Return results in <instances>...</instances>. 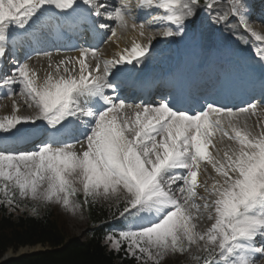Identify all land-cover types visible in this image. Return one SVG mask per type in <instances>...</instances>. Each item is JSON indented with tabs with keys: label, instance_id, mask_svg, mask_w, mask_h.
I'll return each instance as SVG.
<instances>
[{
	"label": "snow or ice",
	"instance_id": "snow-or-ice-1",
	"mask_svg": "<svg viewBox=\"0 0 264 264\" xmlns=\"http://www.w3.org/2000/svg\"><path fill=\"white\" fill-rule=\"evenodd\" d=\"M219 2L142 0L139 10L146 11L148 19L140 27L161 25L147 45L136 43L109 61H102L95 48L80 47L78 69V58L66 57L38 81L29 64L18 60L16 32L29 34L49 12L68 16L87 6L84 21L114 36L115 28L102 21L114 19L126 26L132 8L127 0L120 7L109 0H0V65L12 64L3 84L9 97L24 96L35 109L33 114H17L13 101V113L0 117V137L26 139L33 126L46 136L30 150L0 148V182L10 193L5 200L11 204L18 194L68 206V197L82 192L86 202L122 201L112 213L115 223L105 242L140 264L147 259L158 264V258L183 253L193 244L204 253L202 264H264V121L248 126L240 120L242 114L264 112V94L242 108L215 97L188 106L178 87L167 96L127 102L123 74L131 69L117 68L135 61L138 69L151 58L152 39L184 36L201 17L221 27L236 18L239 28L264 44V34L250 25L244 0H229L225 11L216 12L214 3ZM161 10L163 15H158ZM234 37L246 43L235 32ZM254 50L264 65V46ZM89 54L96 60V75L83 59ZM217 134L238 146L221 150ZM204 162L219 177L210 186L198 181ZM200 216L213 221L203 232L193 223Z\"/></svg>",
	"mask_w": 264,
	"mask_h": 264
},
{
	"label": "trees",
	"instance_id": "trees-1",
	"mask_svg": "<svg viewBox=\"0 0 264 264\" xmlns=\"http://www.w3.org/2000/svg\"><path fill=\"white\" fill-rule=\"evenodd\" d=\"M0 208V256L10 248L39 243L55 247L63 243L64 232L49 215L43 218L38 214L8 215L4 205ZM117 259L119 257L113 256L105 245L95 239L87 247H67L14 264H115Z\"/></svg>",
	"mask_w": 264,
	"mask_h": 264
},
{
	"label": "bare ground",
	"instance_id": "bare-ground-1",
	"mask_svg": "<svg viewBox=\"0 0 264 264\" xmlns=\"http://www.w3.org/2000/svg\"><path fill=\"white\" fill-rule=\"evenodd\" d=\"M131 41H133L132 39H129ZM47 41L44 42V44H46ZM139 43L138 41H134ZM72 57H76L78 58L79 55L73 54ZM63 59L58 58V59H53V62H51L50 64L52 65V67H50L49 65H46L47 63L43 64V66H39L38 68L40 69V71L45 72L46 75H48L50 72L54 71L55 65L60 63ZM86 63V62H85ZM67 65H61V67H65ZM76 67L77 69L79 68V60H77L76 63ZM45 75V76H46ZM37 80H42L41 78L37 77ZM5 95H7V92H5ZM13 101L16 102L17 105V114H23V115H28V114H33L35 109L34 108H29L27 106V104L25 102H23V100L21 98H8V99H4L2 102H0V117H5V116H9L13 113ZM8 150H10L8 148ZM10 256V255H9Z\"/></svg>",
	"mask_w": 264,
	"mask_h": 264
},
{
	"label": "rangeland",
	"instance_id": "rangeland-1",
	"mask_svg": "<svg viewBox=\"0 0 264 264\" xmlns=\"http://www.w3.org/2000/svg\"><path fill=\"white\" fill-rule=\"evenodd\" d=\"M27 198V197H26ZM28 199V198H27ZM69 205L65 209L63 213L59 212V210H63V204L61 208L57 211V220L65 228H67L70 225L71 233L74 235H78L81 239L85 236V231L88 229V225L85 220L78 219V208L76 206L77 200H75L73 197H69ZM56 202V201H51Z\"/></svg>",
	"mask_w": 264,
	"mask_h": 264
}]
</instances>
